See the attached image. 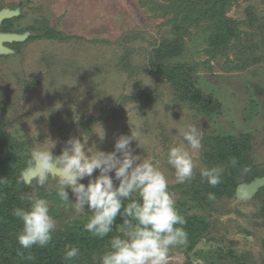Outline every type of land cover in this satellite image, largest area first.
Listing matches in <instances>:
<instances>
[{
  "label": "rangeland",
  "instance_id": "rangeland-1",
  "mask_svg": "<svg viewBox=\"0 0 264 264\" xmlns=\"http://www.w3.org/2000/svg\"><path fill=\"white\" fill-rule=\"evenodd\" d=\"M1 1L4 7L22 5L20 26L44 19L69 37L30 40L22 43L19 52L0 55V109L5 110L7 132L19 143L26 142L22 155L31 159L34 148H46L58 155L69 138H79L94 151L96 146L111 152L116 139L121 134L131 135L132 130L138 141L132 144L134 154L153 162L166 175L168 185H174L178 182L167 163V152L172 146L187 147L179 131L194 125L201 140L205 133L214 131L251 133L252 159L264 163V63L234 69L231 61L213 59L205 52L203 27L184 36L185 58L202 62V88L206 93L214 92L223 103L220 112L210 118L189 103L176 101L161 78L148 71L153 45L172 37L173 32L172 25L165 22L168 17H156L142 5L143 0ZM252 11L262 17L264 0H240L228 14L243 20V28L251 30L247 19ZM101 115L103 119H99ZM99 136H104L103 140ZM200 157V150L193 154L197 171L204 168ZM93 175H98V170ZM58 179L50 174L43 188L36 186L35 178L28 183L30 192L35 187V194L48 201L56 230L91 213L87 209L76 213L73 206L61 201ZM82 182L87 184V178ZM67 191L74 202L71 189ZM221 204L229 211L218 214L216 236L237 241L238 254L246 252L262 264L264 224L256 216L262 200L237 198ZM203 240L205 244L215 243L210 249L223 245ZM172 250L175 252L168 255L167 264H190L183 250ZM192 251V263L202 264L204 260ZM205 263L209 264L207 260Z\"/></svg>",
  "mask_w": 264,
  "mask_h": 264
},
{
  "label": "trees",
  "instance_id": "trees-1",
  "mask_svg": "<svg viewBox=\"0 0 264 264\" xmlns=\"http://www.w3.org/2000/svg\"><path fill=\"white\" fill-rule=\"evenodd\" d=\"M240 0H143L142 5L148 6L156 17H168L165 22L172 25V37L163 38L153 45L147 62V69L154 76L161 78L162 83L178 102H186L198 113L212 117L223 108V103L216 98L214 92L206 93L200 84L199 67L202 62L185 58L186 44L184 36L191 34L194 28H204L206 43L205 52L209 57H222L231 61L233 68H249L255 64L264 63V15L255 16L249 12L248 19L251 30L243 28V20L231 17L228 11ZM16 3L11 4L14 8ZM4 7L0 0V9ZM24 13L18 17L6 19L0 30L22 33L32 30L34 35L26 41L36 39L64 40L68 36L42 19L41 23H31L20 26ZM69 39V37H68ZM24 42H14L8 45L17 52ZM232 54L234 57L231 58ZM13 55V54H12ZM185 55V56H184ZM5 56V55H2ZM232 59V60H231ZM31 88V84H27ZM27 86V87H28ZM147 92H145L146 95ZM149 97V96H148ZM148 97H144L148 99ZM5 110L0 109V264H97L100 256L110 247V240L122 232L116 230V225L123 221L118 216L113 232L103 239L93 237L84 230V224L92 213L83 218L66 222L63 228L53 234L52 242L46 247L33 246L22 249L17 241V234L22 230V222L12 214L17 207H28L27 201H22V193L30 192V185L23 179L22 172L29 168V156L22 155L26 151V142L19 143L9 132L5 121ZM99 119H103L101 115ZM211 134V133H210ZM205 133L202 137L200 149L201 161L204 168L194 169L191 181L168 185L172 193L175 206L186 223V242L173 247L183 250L191 261L189 252L203 239L222 242L212 249L198 250L195 256L203 259L202 264H258L248 253L238 254L235 246L237 241L227 240L223 236H216L214 226L218 225L219 215L224 210L223 202L237 200L236 189L241 183H250L256 177L264 176V163L252 159L251 133L235 135L232 133L216 132L211 135ZM26 141V140H25ZM26 147V148H25ZM236 158L238 163L233 166L230 161ZM218 167L222 169L220 183L212 187L201 178L204 169ZM208 193H214L215 200L208 199ZM135 198V197H133ZM254 199H261L263 204L256 213L263 219L264 224V186L260 187ZM129 201H124L126 205ZM221 209L222 212H218ZM225 209H228L227 207ZM251 234L250 232H245ZM246 238V237H245ZM264 249V237L261 239ZM78 247L80 255L71 262H65L64 254L67 247ZM22 252L23 255L18 254ZM172 248L168 255H173ZM264 264V256L262 257ZM201 264V263H200Z\"/></svg>",
  "mask_w": 264,
  "mask_h": 264
},
{
  "label": "clouds",
  "instance_id": "clouds-1",
  "mask_svg": "<svg viewBox=\"0 0 264 264\" xmlns=\"http://www.w3.org/2000/svg\"><path fill=\"white\" fill-rule=\"evenodd\" d=\"M179 135L187 147H170L167 163L174 169L176 182L185 183L194 177L193 154L202 148V142L194 125L180 130ZM104 136L99 137L103 140ZM134 141L138 142L131 130V135L121 134L116 139L111 152L98 150L96 146L95 151L88 145L86 148L79 138H69L58 157L46 148L31 151L28 171L34 174L37 187L47 184L53 172L52 162L59 161L57 195L65 205L73 206L76 213L85 209L92 213L84 224L86 232L103 239L113 232L117 217L122 219V225H116L122 236L111 238L110 247L100 256L99 264H167L170 249L186 242L183 230L186 220L175 206L166 175L147 158L134 154ZM230 163L236 166L238 161L232 158ZM97 170L98 175L94 176ZM221 174L222 169L218 167L200 173L202 180L212 187L220 183ZM85 178L87 185L81 182ZM68 189L75 197L74 202L69 199ZM35 191L34 187L31 194L20 196L28 202V207L12 210L22 222V230L17 234L22 249L48 246L57 228L48 201ZM208 199L215 200L214 193H208ZM126 200L129 202L125 205ZM79 255V248L69 245L64 260L71 262Z\"/></svg>",
  "mask_w": 264,
  "mask_h": 264
},
{
  "label": "water",
  "instance_id": "water-1",
  "mask_svg": "<svg viewBox=\"0 0 264 264\" xmlns=\"http://www.w3.org/2000/svg\"><path fill=\"white\" fill-rule=\"evenodd\" d=\"M21 9V4L17 5L15 8L4 7L0 9V26L6 19L19 16L21 14ZM33 34L34 32H32L31 30H26L22 33L7 32L0 30V55L14 54L16 50L10 47L8 44L14 42H24ZM66 147L67 144L63 146L62 151ZM59 155L60 154L55 155V157H58ZM58 163L59 161L57 160H54L52 162L53 172L50 173L52 176H59L57 172L58 168L56 167ZM33 178H35L34 174L32 172H29L28 169L23 172V179L27 184L30 183ZM262 186H264V176L256 177L250 183H241L237 186L236 189L237 198L241 200H249L254 197V195L258 192L259 188ZM212 245H215V243L210 242L209 244H205L204 240H201L193 249L192 254L201 249H210Z\"/></svg>",
  "mask_w": 264,
  "mask_h": 264
}]
</instances>
